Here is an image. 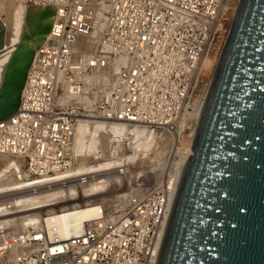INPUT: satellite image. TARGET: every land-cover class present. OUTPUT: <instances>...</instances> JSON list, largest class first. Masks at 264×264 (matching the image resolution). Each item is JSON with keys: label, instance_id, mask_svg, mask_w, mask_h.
Masks as SVG:
<instances>
[{"label": "built area", "instance_id": "built-area-1", "mask_svg": "<svg viewBox=\"0 0 264 264\" xmlns=\"http://www.w3.org/2000/svg\"><path fill=\"white\" fill-rule=\"evenodd\" d=\"M13 1L53 6L54 17L34 50L17 110L0 120V264H156L171 177L149 185L124 180L139 191L118 211L94 195L47 214L28 200L53 186L82 193L91 182L110 183L112 167L72 175L101 159L75 148L84 120L164 133L194 123L215 71L203 61L219 59L240 0ZM45 178L53 182L25 185ZM91 209L97 212L77 231L59 234L58 217Z\"/></svg>", "mask_w": 264, "mask_h": 264}, {"label": "water", "instance_id": "water-1", "mask_svg": "<svg viewBox=\"0 0 264 264\" xmlns=\"http://www.w3.org/2000/svg\"><path fill=\"white\" fill-rule=\"evenodd\" d=\"M33 7L6 64L13 114L54 7ZM156 264H264V0H240L208 88Z\"/></svg>", "mask_w": 264, "mask_h": 264}, {"label": "bare ground", "instance_id": "bare-ground-1", "mask_svg": "<svg viewBox=\"0 0 264 264\" xmlns=\"http://www.w3.org/2000/svg\"><path fill=\"white\" fill-rule=\"evenodd\" d=\"M6 2H9L8 4H11L12 6L15 7L13 8L12 14H10V12L8 13L7 11L8 9L5 4ZM33 9H34L33 7H24L21 4L14 2L13 0H0V85L2 83L6 64L9 61L15 46L19 42H21L23 39H25L27 36L28 26L26 23V19L28 15L32 13ZM217 60H218L217 55L213 54L211 57L206 58L203 61L202 65L204 66V68H206V71L211 74V72H213L216 68ZM98 91L99 90H94L93 93L99 94ZM204 100L202 101L199 107V111L196 114V119L194 123L189 124L188 127L184 126L183 129H181L180 127L179 130L175 133H164V132H159V131H154V130H146L144 127H142L144 129H139L134 124L128 126L127 128H125L121 124H111L110 127L107 128V126L105 127L102 121H99L96 119H91V120L86 119L87 120L86 122H84L85 120L80 122L77 125L76 134L74 138V144H75L76 150L78 152L84 151V153H86L87 155H90L96 158H101V159L99 160L93 159L90 162V164L84 163L82 165L77 166L72 172V175L77 176L82 173H93V172L101 171V168L103 167L105 168L112 167V168H115V171L110 176L111 177L110 183H108V178L100 182H91L88 185V187H85L82 189V193H79V192L77 193L73 186H67V187L53 186V187L46 188V189H40L36 192V194L30 197L31 201L33 202L29 203L30 204L29 208H35L34 211H36V213L47 214L51 210H57L58 208H62L66 205L68 206L73 205L75 200L80 201L81 204L83 203L86 204L91 201H94V198L92 196L94 195V196L99 197L98 198L99 201L101 202L105 201L106 205L111 207L113 210L115 211L120 210L121 208L124 207L126 198L130 195V193L138 192L139 189L131 188L128 196L122 197L121 200L119 199V201L117 202H113V200L106 199L105 197L103 198L102 195L105 193H108V194L112 193V196H115V191H116V186H117V183L115 182L116 181L115 175H117L118 173H121V174L125 173L126 175L129 172L131 167L134 166L132 159H135V158L132 157L133 155L139 158L141 157V155L142 157L144 156V154L148 155L146 153H149L150 150L153 151L152 150L153 148L151 149V147H153L154 141L153 142L150 141L151 143L145 142L146 144H143L142 141L144 140L148 141V139L158 140L159 138L163 139V137H168L169 139L172 140L171 144L180 143V139L182 135L181 133L183 130V133L187 132V134L189 135L185 137L183 141V145H180L176 150L178 153H181L182 155L178 161L174 160L171 163V166L167 172L172 180H171V186L169 187L170 189L168 190V193H167L169 196V204H168V211H167L166 219L164 222V228H163V234H162V238H163L167 220L170 214V210L173 204V200L176 194V190H177L187 157L192 156L193 154V151L191 150V145L193 142L194 134L196 131L198 119L200 116V112H201ZM79 134L80 135L82 134L83 136L82 140L81 139L79 140V136H80ZM103 136H107L108 138V144H107L106 149L111 150V156L110 155L103 156V151H104L103 148H100L99 150H96L93 152H89L92 150L93 146H99V141L101 138H103ZM87 139H89L88 140L89 142L84 143L83 140H87ZM130 141L132 145L134 146V150H133L134 154H131L127 157L124 155L126 152H130L131 150L130 148L131 146L129 145ZM120 144H125L128 147V150L126 152L120 153L121 151V147H119ZM157 144H159V146L162 145L160 141H158ZM159 146L157 148H160ZM86 148H88L87 150L88 153L85 152ZM156 151H159V150H156ZM142 157L140 159H142ZM2 160H3L4 167L5 166L8 167V165H6V160L5 159H2ZM101 162H107V165L105 164H101V166L98 165ZM97 165L100 168H98ZM59 174L60 173L57 174L56 178H61L62 174L61 175ZM149 176L150 175H147V177ZM143 179L147 181L146 179L148 178H143ZM48 182H53V180H49L45 178V179H41L35 182L26 181L25 185L26 186H30V185L38 186V185H43ZM147 184L149 185L152 183L148 182ZM119 187L120 188L124 187V183L119 184ZM126 187H130V186H126ZM147 190L148 188L140 190V191L145 192ZM74 192L76 193V195L72 194ZM34 199L37 201H34ZM96 212H97V209H91L87 211H81L79 213L65 214L61 217H58L55 220L54 224L56 225V228L59 234L62 236H66L71 231H77L80 227L81 222L84 219L94 215Z\"/></svg>", "mask_w": 264, "mask_h": 264}, {"label": "rangeland", "instance_id": "rangeland-1", "mask_svg": "<svg viewBox=\"0 0 264 264\" xmlns=\"http://www.w3.org/2000/svg\"><path fill=\"white\" fill-rule=\"evenodd\" d=\"M8 3L9 2L5 3L6 7L8 9L7 11H8V13L10 12V14H12L13 8H15V7L12 6L11 4H8ZM217 62H218V60H217ZM181 134H182L181 139H180L181 144L180 143L171 144L172 140L169 139L168 137H163V139L159 138L158 140H149L148 139V141H146V140L142 141L143 144H146L147 142H150V141L151 142L154 141L153 142L154 145H153V147H151V149L153 148L152 149L153 151L150 150L151 152L149 151V153H146L148 155L144 154L143 157L141 155L142 159H140L141 157L138 158V157H135L133 155L132 157L135 158V159H132L134 166L131 167L129 172L126 175H125V173H123V174L118 173L117 175H115V177H116L115 182L117 183L115 196H112V193H110V194L105 193L102 195V197L103 198L105 197L106 199H109V200H113V202H117V201H119V199L121 200L122 197L128 196L132 187H126L125 184H124V187H121V188L119 187V184L124 183V180L131 182L132 180H136V179L141 180L142 178H148V179H146L147 182L153 183V182H156V180H157V182H160V181L165 182L167 179H170V176L167 173L168 169L170 168L171 163L174 160L178 161L182 155L181 153H178L176 150L180 145H183V141H184L185 137L189 135V134H187V132H184V133L182 132ZM82 138H83V136L81 134L79 136V140L80 139L82 140ZM88 140L89 139L83 140V141H84V143H88L89 142ZM158 141H160V143H162L161 146H159V144H157ZM107 144H108V138H107V136H103V138H101L99 141V146H93L92 150L89 152H93V151L99 150L100 148H104V147L106 148ZM129 145L131 146L130 152H126L128 150V147L125 144H120V146H119V147H121V151L123 150V152H126L124 156H127V157L131 154H134V152H133L134 146L132 145L131 141L129 142ZM158 146L160 148H157ZM87 150H88V148H86L85 152H87ZM156 150H159V151H156ZM157 152H159V153H157ZM156 153H157V155H156ZM167 163H168V165H167ZM101 164L107 165V162H101L98 165L101 166ZM98 165H97V167H98ZM161 166H162V168H161ZM98 168H100V167H98ZM98 168H97V170H98ZM104 168L105 167L101 168V170H103ZM147 175H150V176L147 177ZM157 178H159V179H157ZM34 201H37V200L34 199ZM30 202H33V201H31V199H29L28 205H30L29 204Z\"/></svg>", "mask_w": 264, "mask_h": 264}]
</instances>
